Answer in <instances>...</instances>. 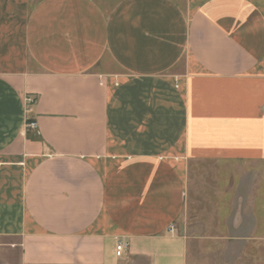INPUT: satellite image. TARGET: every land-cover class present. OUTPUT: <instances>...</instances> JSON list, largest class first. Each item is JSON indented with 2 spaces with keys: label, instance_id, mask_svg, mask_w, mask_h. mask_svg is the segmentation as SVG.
Listing matches in <instances>:
<instances>
[{
  "label": "crops",
  "instance_id": "0c3cea01",
  "mask_svg": "<svg viewBox=\"0 0 264 264\" xmlns=\"http://www.w3.org/2000/svg\"><path fill=\"white\" fill-rule=\"evenodd\" d=\"M205 243L264 264V0H0V264Z\"/></svg>",
  "mask_w": 264,
  "mask_h": 264
},
{
  "label": "rangeland",
  "instance_id": "374dc122",
  "mask_svg": "<svg viewBox=\"0 0 264 264\" xmlns=\"http://www.w3.org/2000/svg\"><path fill=\"white\" fill-rule=\"evenodd\" d=\"M193 217H185L182 221V227L184 228L185 232H190V234L194 233L196 235H198V231L197 228L199 227L196 223V221H198V217L196 216V213L192 212ZM190 219V220H189ZM212 220L214 219V217H206V218H202V222L203 220ZM193 223V225H192ZM201 234V233H200ZM205 235H215L213 232L210 233H204ZM230 251L229 249H223L221 247H215L213 244L210 243H205L204 245L199 246L197 245H193V247L190 250V257H191V261L193 262L192 264H198V260L203 259V258H209L212 260V264H226L224 263V258L226 256H230ZM249 254V249L245 250V249H240L237 250L236 252H238V257H244L245 253ZM258 253V251H256ZM234 256V255H233ZM258 258V257H257ZM216 260V261H215ZM216 262V263H215ZM244 262V261H243ZM243 262L241 260H238V264H243ZM255 264H260L259 260L255 261Z\"/></svg>",
  "mask_w": 264,
  "mask_h": 264
},
{
  "label": "built area",
  "instance_id": "2783aa9c",
  "mask_svg": "<svg viewBox=\"0 0 264 264\" xmlns=\"http://www.w3.org/2000/svg\"><path fill=\"white\" fill-rule=\"evenodd\" d=\"M28 127L32 129L37 128V124L33 120L28 121ZM126 251V244L123 241H118L117 246H116V256L117 257H122Z\"/></svg>",
  "mask_w": 264,
  "mask_h": 264
}]
</instances>
